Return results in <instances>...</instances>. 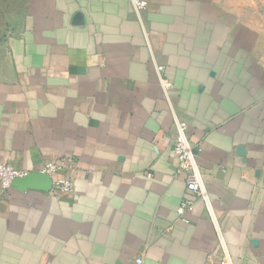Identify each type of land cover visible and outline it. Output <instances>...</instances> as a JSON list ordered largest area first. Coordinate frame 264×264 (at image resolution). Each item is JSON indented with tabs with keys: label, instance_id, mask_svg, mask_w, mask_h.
<instances>
[{
	"label": "crops",
	"instance_id": "0c3cea01",
	"mask_svg": "<svg viewBox=\"0 0 264 264\" xmlns=\"http://www.w3.org/2000/svg\"><path fill=\"white\" fill-rule=\"evenodd\" d=\"M146 1L0 0V163L32 173L65 156L50 176L75 183H0V264H220L172 151L176 117L234 264H264L257 0Z\"/></svg>",
	"mask_w": 264,
	"mask_h": 264
},
{
	"label": "built area",
	"instance_id": "2783aa9c",
	"mask_svg": "<svg viewBox=\"0 0 264 264\" xmlns=\"http://www.w3.org/2000/svg\"><path fill=\"white\" fill-rule=\"evenodd\" d=\"M132 2L137 11L144 9L147 6L146 0H132ZM162 69L163 66H159V70ZM166 86L169 85L166 84ZM175 125L176 136L172 151L179 159V171L185 174L188 191L204 202L205 208L214 223L218 240L224 250V257L221 259L220 264H234L228 248L225 231L217 217L205 180V174L199 164V152L201 151V146L192 140L187 121L176 117ZM65 160L66 157L63 156L56 161L45 163L39 169V172L51 175ZM27 174L28 171L16 168L10 163H0V183L3 189L11 187L16 178L23 177ZM52 189L55 192L69 193L74 191L75 183L72 178L58 177L53 179ZM194 207L195 199L188 197L185 198L178 208L179 217L185 222H190V219L186 217V214L191 212ZM143 263L144 260L142 257H138L135 261V264Z\"/></svg>",
	"mask_w": 264,
	"mask_h": 264
},
{
	"label": "water",
	"instance_id": "95a60500",
	"mask_svg": "<svg viewBox=\"0 0 264 264\" xmlns=\"http://www.w3.org/2000/svg\"><path fill=\"white\" fill-rule=\"evenodd\" d=\"M14 183L20 186H24V185H31V184H45L42 185L44 186L46 189H49L52 184V178L49 174L46 173H40V172H32V173H28L27 175L23 176V177H18L14 180ZM49 183V185H47Z\"/></svg>",
	"mask_w": 264,
	"mask_h": 264
},
{
	"label": "rangeland",
	"instance_id": "374dc122",
	"mask_svg": "<svg viewBox=\"0 0 264 264\" xmlns=\"http://www.w3.org/2000/svg\"><path fill=\"white\" fill-rule=\"evenodd\" d=\"M257 5H258V11L261 12L264 19V0H257Z\"/></svg>",
	"mask_w": 264,
	"mask_h": 264
}]
</instances>
